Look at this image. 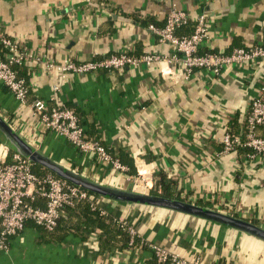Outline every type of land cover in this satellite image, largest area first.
<instances>
[{"label":"crops","instance_id":"crops-1","mask_svg":"<svg viewBox=\"0 0 264 264\" xmlns=\"http://www.w3.org/2000/svg\"><path fill=\"white\" fill-rule=\"evenodd\" d=\"M173 4L194 16L179 34L191 33L195 15L206 14L209 34L201 53L264 42V0H0V31L25 50L19 67L30 84L22 103L0 80V114L36 148L96 181L143 190L135 185L140 172L164 171L178 180L182 199L264 226V156L243 144L226 150L223 141L228 131L246 140L252 100L264 95V57L187 73L184 55L149 26L164 25ZM121 51L156 53L161 60L95 72L47 66ZM36 97L74 108L86 136L128 168L102 162L39 122L31 106ZM257 133L264 135V123ZM45 169L38 174L51 171ZM102 202L119 210L148 247L105 256L94 250L96 242L84 245L73 234L46 241L29 220L8 250L0 247V264H155L152 243L201 264H264V240L234 226L161 206L110 197Z\"/></svg>","mask_w":264,"mask_h":264},{"label":"built area","instance_id":"built-area-1","mask_svg":"<svg viewBox=\"0 0 264 264\" xmlns=\"http://www.w3.org/2000/svg\"><path fill=\"white\" fill-rule=\"evenodd\" d=\"M194 17L186 9L173 4L164 25L151 23L150 28L159 35L162 41L170 42L178 52L184 55V68L191 72L195 67H206L214 71L229 63H244L264 57V42L251 47H236L231 53L208 50L200 52L201 45L209 34V21L205 13L195 15L196 25L191 34H179L177 29ZM0 42L3 44L4 57L0 58V80L22 102H28L30 84L24 76L18 74L15 65L23 63L27 54L15 39L0 31ZM161 60L156 53L135 55L127 51L111 53L98 59L75 62L67 57L59 62L49 61V68H57L62 72H95L99 68H122L126 65H138L141 62L152 63ZM57 89V86H55ZM39 122L57 134L67 137L76 147L85 153L93 152L105 163L120 169L128 168L119 158L114 156L107 147L98 140L86 136L76 110L68 105H50L41 97L31 101ZM264 123V95L252 100L247 118L246 140L228 131L223 137L226 150L236 144L252 148L253 154L264 156V135L257 133V127ZM143 184L142 186H140ZM155 184V175L139 173L136 184L139 191H150ZM134 189L137 187L133 186ZM139 189V188H137ZM89 190L78 186L68 179L49 171L38 174L33 169V162L21 152L11 149L8 143H0V247L8 250L11 239L26 226L27 221L53 229L60 216V210L66 203L75 199L87 198ZM151 192V191H150ZM106 212V209H102ZM134 238L136 228L126 219H119ZM151 248L158 262L170 261L171 264H201L198 259L191 260L177 252L170 251L159 243H152Z\"/></svg>","mask_w":264,"mask_h":264},{"label":"trees","instance_id":"trees-1","mask_svg":"<svg viewBox=\"0 0 264 264\" xmlns=\"http://www.w3.org/2000/svg\"><path fill=\"white\" fill-rule=\"evenodd\" d=\"M0 48L1 50L3 48V51L5 50L1 42ZM20 65H15L18 74L24 76L28 81V77L21 72ZM150 191L168 197L182 198L178 180L164 171L156 173L155 184ZM88 192L89 196L87 198L75 199L73 203L64 204L60 210L58 223L53 229H47L39 225L42 239L59 242L66 236L73 234L78 236L84 245L88 246L89 243L96 242L97 247L94 250L105 256L115 255L120 250L130 247H148L138 235L132 238L130 232L119 220V210L109 211L104 205L102 198L109 197L90 190ZM102 209H106V212H102ZM155 264H171V262H158L155 257Z\"/></svg>","mask_w":264,"mask_h":264},{"label":"water","instance_id":"water-1","mask_svg":"<svg viewBox=\"0 0 264 264\" xmlns=\"http://www.w3.org/2000/svg\"><path fill=\"white\" fill-rule=\"evenodd\" d=\"M0 138L23 155L50 169L57 175L68 179L80 187L112 199L125 203L149 204L166 207L188 214L200 216L209 220L221 222L249 232L264 240V226L244 217L236 216L226 211L204 206L182 198L168 197L154 192H144L133 187L118 188L96 181L77 170H73L61 162L51 158L39 148H36L29 140L22 136L10 122L0 114Z\"/></svg>","mask_w":264,"mask_h":264},{"label":"rangeland","instance_id":"rangeland-1","mask_svg":"<svg viewBox=\"0 0 264 264\" xmlns=\"http://www.w3.org/2000/svg\"><path fill=\"white\" fill-rule=\"evenodd\" d=\"M33 166H34V171L38 173L42 165L37 162L35 163L33 162Z\"/></svg>","mask_w":264,"mask_h":264},{"label":"bare ground","instance_id":"bare-ground-1","mask_svg":"<svg viewBox=\"0 0 264 264\" xmlns=\"http://www.w3.org/2000/svg\"><path fill=\"white\" fill-rule=\"evenodd\" d=\"M143 184H141L140 186H142Z\"/></svg>","mask_w":264,"mask_h":264}]
</instances>
